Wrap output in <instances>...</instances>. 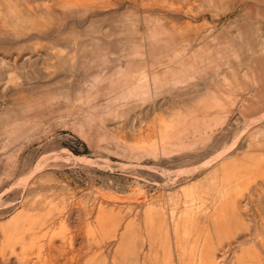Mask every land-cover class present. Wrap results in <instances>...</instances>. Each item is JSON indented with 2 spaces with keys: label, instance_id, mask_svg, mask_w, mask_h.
<instances>
[{
  "label": "rangeland",
  "instance_id": "374dc122",
  "mask_svg": "<svg viewBox=\"0 0 264 264\" xmlns=\"http://www.w3.org/2000/svg\"><path fill=\"white\" fill-rule=\"evenodd\" d=\"M205 263L264 264V0H0V264Z\"/></svg>",
  "mask_w": 264,
  "mask_h": 264
},
{
  "label": "bare ground",
  "instance_id": "6f19581e",
  "mask_svg": "<svg viewBox=\"0 0 264 264\" xmlns=\"http://www.w3.org/2000/svg\"><path fill=\"white\" fill-rule=\"evenodd\" d=\"M20 213H21V212H20ZM17 217H18V216H17ZM15 223H16V222H15ZM9 225H11V224H9ZM120 228H121V227H120ZM126 230H127V229H126ZM12 231H13V230H12ZM123 232H124V231H123ZM24 233H25V232H24ZM17 234H18V233H17ZM19 234H21V232H20ZM22 234H23V233H22ZM22 234H21V235H22ZM13 236H14V235H13ZM15 236H16V235H15ZM122 236H123V235H122ZM11 239H12V238H11ZM22 239H23V238H22ZM9 240H10V239H9ZM15 240H16V239H15ZM11 241H12V240H11ZM11 241H10V242H11ZM14 242H15V241H14ZM19 242H20V241H19ZM123 248H125V243H124V245L122 244V249H123ZM128 249H129V248H128ZM206 259H207V258H206ZM203 261H204V260H203ZM210 263H211V261H210ZM205 264H206V263H205Z\"/></svg>",
  "mask_w": 264,
  "mask_h": 264
}]
</instances>
